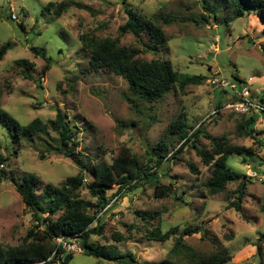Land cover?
<instances>
[{"label": "rangeland", "instance_id": "obj_1", "mask_svg": "<svg viewBox=\"0 0 264 264\" xmlns=\"http://www.w3.org/2000/svg\"><path fill=\"white\" fill-rule=\"evenodd\" d=\"M48 2L64 3L66 9L57 16L54 8H47ZM125 8L146 16L173 18L161 24L167 46L152 53L143 50L132 34L120 36L118 28L127 18ZM10 12L17 20L10 19ZM262 29L254 11L235 18L224 8L215 21L199 0H0V44L12 42L0 60V108L23 125L38 117L48 128V135L21 140L17 146L10 143L7 128L0 122V155L6 159L0 165V174L5 175L0 177V241L19 243L35 223L31 210L15 191L11 175L18 181L24 174L35 175L37 194L43 195L47 185L59 186L79 172L78 165L53 149L56 136L49 121L59 109L76 132L75 152L89 166L110 161L124 146L143 168L154 173L152 181H143L121 197L116 196V185L106 189L109 205L101 218L103 235L92 237V241L131 252L139 262L158 263L167 259L175 240L182 237L200 255L224 246L232 256L226 264H264V241L261 253L255 248L264 232V114L250 113L257 118L253 133H243L239 125L249 114L231 110L227 105L233 101L210 82L219 77L233 81L237 76L248 85L255 102L264 99ZM82 33L118 38L122 45L139 48L145 59L167 60L177 72L203 79L184 88L174 86L149 105L129 93L122 76L106 69H89V56L82 53L78 42ZM32 46L43 48L50 58L44 75L41 69L46 62L30 50ZM214 110L216 114H211ZM179 115L191 127L190 133L198 127L202 133L175 152L181 141L166 135V129ZM164 136L168 159L157 165L156 148ZM214 141L248 149L227 159L232 169L250 176L242 214L230 207L237 199L239 180L214 195L205 188L210 166L202 162L196 149L211 151ZM190 163L196 173L190 170ZM84 177L79 195L95 203L96 197L86 187L93 183L91 172ZM156 184H170L174 194L155 197ZM143 214L153 217L142 218ZM157 226L162 232L174 226L178 230L164 242L146 238V229ZM188 228L199 231L188 234ZM115 233L122 234L124 240H114ZM76 244H66L73 252L70 264H121L85 255Z\"/></svg>", "mask_w": 264, "mask_h": 264}, {"label": "trees", "instance_id": "obj_2", "mask_svg": "<svg viewBox=\"0 0 264 264\" xmlns=\"http://www.w3.org/2000/svg\"><path fill=\"white\" fill-rule=\"evenodd\" d=\"M199 1L215 21L218 19L219 12L224 8L231 11L235 18L243 17L254 11L263 23L262 32L264 33V0ZM55 5L54 2H48L47 8H54V13L59 16L66 9V4ZM125 12L127 14L126 21L118 28L120 36L126 33L132 34L143 44V50L152 53L167 46V37L161 24L170 23L173 18L155 14L146 16L131 8H125ZM13 15L15 16L13 12H10V19L17 20V17H13ZM18 24L23 29L22 22L19 21ZM143 37L146 38V42L143 41ZM78 42L82 53H87L89 56V69L93 71L106 69L115 75L122 76L127 83L129 93L149 105L160 100L174 86L184 88L189 84H199L203 79L202 76L184 75L177 72L167 60L160 58L145 59L140 56L141 50L139 48L122 45L118 38H102L93 34L82 33L78 36ZM11 47L12 42L10 41L0 44V60ZM30 50L45 60L46 64L41 69V74L44 75L49 69L50 58L43 48L32 46ZM17 63H21V61ZM22 74L25 78H30L28 73L22 72ZM228 81L244 83L237 76H234L233 81ZM220 89L229 96L231 101H239V97L234 91L229 89L231 91L229 92L228 88ZM258 102L264 106V99L260 98ZM219 104L220 102H217L216 106L219 107ZM250 113L257 112L245 113L249 115L239 125V129L247 135L253 133V125L257 119ZM211 114H216V110ZM0 122L7 128L10 143L17 146L21 140L32 141L34 138L40 139L41 134L48 135L47 124L38 117L23 125L7 111L0 108ZM49 126L56 136L53 149L78 165L79 172L66 177L59 186L47 185L43 195L37 194L38 178L35 175L24 174L19 181L12 175L10 176L9 179L15 187V191L25 206L31 210L32 219L35 223L27 230L19 243L5 245L0 241V264H70L73 252L66 249V244H70L71 241H75L81 253L85 255L121 264H226L231 260L232 256L228 254L224 246H220V249L214 253L200 255L187 246L182 237L175 240L168 252L167 259L158 263L139 262L131 252L121 251L112 244H99L92 241V237L103 235L104 226L101 223V218L104 208L108 205L106 189L116 185V196L121 197L127 191L142 185L143 181H152L154 173H150V168H143L132 155L130 149L124 146L110 161L103 160L89 166L90 164L84 162L75 152L76 132L71 128L67 114L57 109L55 118L49 121ZM190 130L191 127L182 115H179L176 121L168 125L166 135L169 134L181 141L175 152L181 151L193 138L197 137L198 133H202L200 127L192 133ZM167 143L164 136L160 138L157 148L155 147L158 150L157 165L168 159ZM193 147L196 148L194 144ZM245 150L248 151L243 146L218 141L212 143L211 151L196 149V153L202 162L210 166V177L205 182V188L211 195L223 192L229 182L239 180L237 199L230 207L241 214V203L246 194V185L250 182V176L232 169L228 166L227 159L230 155L240 154ZM40 158H44L43 153H40ZM5 160L0 155V165ZM189 168L192 172H197L194 164L190 163ZM1 172L2 170H0ZM87 172H91L93 183L86 187L91 195L96 197L95 203L84 200L79 195ZM0 177H5V175L2 173ZM153 193L155 197L174 194L170 184L154 185ZM174 197L177 198L178 196L174 195ZM90 210L93 212H89ZM145 216L152 218L153 214H143L141 217L145 218ZM244 218L246 217L244 216ZM177 230L178 226H174L162 232L157 226L146 229L145 236L151 240L164 242ZM185 231L192 234L198 232L199 229L190 230L188 228ZM124 238L119 233L113 235V239L118 242ZM263 241L264 232L259 234L255 244L258 253H261V242Z\"/></svg>", "mask_w": 264, "mask_h": 264}, {"label": "built area", "instance_id": "obj_3", "mask_svg": "<svg viewBox=\"0 0 264 264\" xmlns=\"http://www.w3.org/2000/svg\"><path fill=\"white\" fill-rule=\"evenodd\" d=\"M13 17L15 16L13 15ZM210 82L217 88H228L237 94V97H239V101L232 102L227 105L234 112L236 113H248L250 111H255L257 113L264 112V106L260 103L255 102L251 98L250 91L245 83L229 82L224 78L212 79ZM84 181H86V179H84ZM106 207L104 208V211ZM58 240L60 241L61 238ZM68 247L72 249L74 248L71 247V245H68ZM77 250L80 251V248H77Z\"/></svg>", "mask_w": 264, "mask_h": 264}, {"label": "bare ground", "instance_id": "obj_4", "mask_svg": "<svg viewBox=\"0 0 264 264\" xmlns=\"http://www.w3.org/2000/svg\"><path fill=\"white\" fill-rule=\"evenodd\" d=\"M247 85V84H246ZM248 86V85H247ZM249 89V88H248ZM250 91V90H249ZM232 103V102H231ZM262 114H264V112H261Z\"/></svg>", "mask_w": 264, "mask_h": 264}]
</instances>
